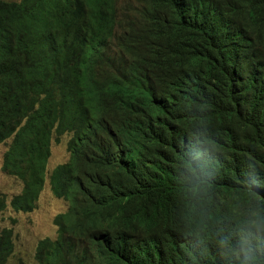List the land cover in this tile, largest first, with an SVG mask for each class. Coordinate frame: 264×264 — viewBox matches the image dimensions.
Masks as SVG:
<instances>
[{
    "label": "trees",
    "instance_id": "trees-1",
    "mask_svg": "<svg viewBox=\"0 0 264 264\" xmlns=\"http://www.w3.org/2000/svg\"><path fill=\"white\" fill-rule=\"evenodd\" d=\"M100 1L0 0V143L22 184L0 212L36 208L52 141L70 133L49 175L69 209L38 264H226L197 234L186 165L225 227L237 206L264 207L248 191L264 197V0L130 1L131 50ZM14 251L5 227L0 264Z\"/></svg>",
    "mask_w": 264,
    "mask_h": 264
},
{
    "label": "clouds",
    "instance_id": "clouds-1",
    "mask_svg": "<svg viewBox=\"0 0 264 264\" xmlns=\"http://www.w3.org/2000/svg\"><path fill=\"white\" fill-rule=\"evenodd\" d=\"M130 1L135 2V0L100 1L104 4V10L99 14L106 22L111 36L129 50H131L134 40V31L131 28L132 23L130 21L131 12L127 6ZM106 6L109 7V10ZM112 44L115 45V50L119 51L117 44ZM137 75L136 79L138 81L140 79L139 71H137ZM54 140L59 139L55 136ZM186 167L188 172L191 173L186 184V191L188 198L197 207V223L199 224L197 234L201 238V242L207 243L210 240L211 244L218 250L219 255L226 261V264H264V207L251 208V201H249L250 210L248 211H244L240 206H237L229 218L235 226L225 227L224 223L216 220L212 214L211 186L208 180L201 178L195 166L190 162ZM248 191L253 193L258 201L264 202V197L260 196L258 191L251 187L248 188ZM10 201L7 202L10 203ZM9 207L13 210L10 205L3 211Z\"/></svg>",
    "mask_w": 264,
    "mask_h": 264
},
{
    "label": "rangeland",
    "instance_id": "rangeland-1",
    "mask_svg": "<svg viewBox=\"0 0 264 264\" xmlns=\"http://www.w3.org/2000/svg\"><path fill=\"white\" fill-rule=\"evenodd\" d=\"M115 50V45L111 46ZM70 134L53 140L51 155L47 165L45 186L36 201V208L31 212H17L10 207L0 212V232L5 227L13 229L15 251L5 264H38L36 262V246L44 237L55 238L58 225L55 217L69 209V201L54 194L50 184V172L59 164L70 159L68 141ZM12 139L0 143V195L9 202L13 196L22 190V184L16 176L4 169V155Z\"/></svg>",
    "mask_w": 264,
    "mask_h": 264
},
{
    "label": "bare ground",
    "instance_id": "bare-ground-1",
    "mask_svg": "<svg viewBox=\"0 0 264 264\" xmlns=\"http://www.w3.org/2000/svg\"><path fill=\"white\" fill-rule=\"evenodd\" d=\"M17 33V32H16ZM18 34V33H17ZM14 35H16V34H14Z\"/></svg>",
    "mask_w": 264,
    "mask_h": 264
}]
</instances>
